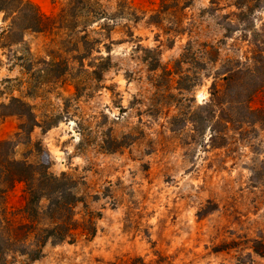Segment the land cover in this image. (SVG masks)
<instances>
[{
    "label": "rangeland",
    "instance_id": "rangeland-1",
    "mask_svg": "<svg viewBox=\"0 0 264 264\" xmlns=\"http://www.w3.org/2000/svg\"><path fill=\"white\" fill-rule=\"evenodd\" d=\"M30 1L56 22L25 33L31 73L25 47L0 48V104L32 106L33 142L50 153L51 173L71 177L86 202L77 218L92 216L96 233L78 230L29 264H264L252 249L264 233V128L218 125L213 141L192 120L212 83L224 88L229 62H252L264 0H85L77 22L59 18L70 0ZM241 11L252 20L228 31L220 15L236 23ZM251 106L264 107V89ZM23 121L3 118L0 139L16 141ZM30 146L19 144L17 159L36 163ZM23 205L18 183L7 207Z\"/></svg>",
    "mask_w": 264,
    "mask_h": 264
},
{
    "label": "trees",
    "instance_id": "trees-1",
    "mask_svg": "<svg viewBox=\"0 0 264 264\" xmlns=\"http://www.w3.org/2000/svg\"><path fill=\"white\" fill-rule=\"evenodd\" d=\"M164 2L161 0V3ZM88 5L85 0H70L65 15L59 18L67 17L77 22ZM0 14L3 15L0 48L25 47L27 55L20 57L24 60L21 66L31 73L34 64L28 58L30 51L25 33L43 32L56 22V18L44 14L30 0H0ZM220 17L225 20L228 31L235 30L241 22L252 20L244 11L238 15L236 23L228 21L223 15ZM69 26L76 27L75 24ZM82 40L87 45L86 37H82ZM253 45L255 53L252 62H229L228 69L222 73L224 88H218L213 82L210 99L199 108L205 114L201 116L198 111L192 115L193 122L204 120L203 127L212 130L213 141L216 139L218 125L252 122L264 128V107L251 106L255 95L264 89V30L261 35L255 36ZM106 61V66L102 63L93 71L96 79H101L104 70L109 68L110 58L107 57ZM40 64L39 72L42 74L51 68V63L45 59L40 60ZM149 68L157 70L159 65H151ZM243 76H249L247 84L242 82ZM238 110L242 113L238 114ZM10 115H17L24 121L19 126L16 141L0 139V264H13L10 259L17 256L26 259L23 264H29L44 256L47 245L57 246L72 240L78 230L85 233V236L93 237L96 226L90 215L77 218V206L86 204L84 196L73 191L75 185H72L73 181L68 174L56 176L50 172V153L40 142H33L31 136L38 122L32 106L21 98L12 97L9 103L0 104V121ZM19 144L32 145L31 152L37 158L36 163L17 159L16 148ZM18 183L24 185V205L19 211H9L8 194ZM260 234L262 239H255L252 249L256 254L264 256V233Z\"/></svg>",
    "mask_w": 264,
    "mask_h": 264
}]
</instances>
